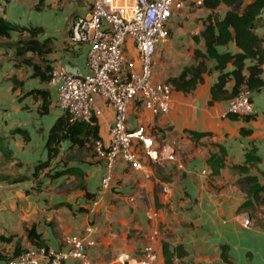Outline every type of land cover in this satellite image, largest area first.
<instances>
[{
  "label": "crops",
  "instance_id": "0c3cea01",
  "mask_svg": "<svg viewBox=\"0 0 264 264\" xmlns=\"http://www.w3.org/2000/svg\"><path fill=\"white\" fill-rule=\"evenodd\" d=\"M249 1L209 7L186 0L173 10L168 36L155 44L151 61L152 79L171 84L168 109L151 113L140 100H130L127 123L144 124L154 147L172 142L175 159H144L146 177L120 160L100 196L105 165L93 155L89 135L80 144L61 139L55 154L32 176L35 163L46 159L47 131L63 111L45 80L15 55L14 43L29 36L30 27H41L34 35L48 37L51 50L44 60L30 52L21 56L83 71L88 46L69 39V25L86 14V0H0V19L14 26L5 30L0 25V264L17 246L62 247L66 234L94 241L87 248L91 264H113L119 252L139 258L152 231L156 232L150 239L155 250L152 264H264V82L250 90L251 115H225L227 99H212L210 94L219 72L214 58L194 55V49L206 53L201 31L209 15L219 19L227 9ZM253 31L264 39V5ZM215 49L239 50L231 39ZM201 60L204 69L194 86L175 88L169 79ZM253 60L246 58L245 64ZM259 66L264 80V61ZM231 67L227 61L225 70ZM190 76L187 72L185 79ZM231 84L227 79L224 88L229 91ZM38 87L50 91L52 101L46 110L41 97L28 92ZM96 104L97 134L105 143L112 110L100 99ZM248 152L256 158L247 160ZM55 170L59 173L47 176ZM245 175L255 177L257 194L240 186L238 180ZM131 194L133 199H127ZM244 214L250 220L246 225L241 223ZM28 228L38 240L30 239ZM60 264L80 262L67 258Z\"/></svg>",
  "mask_w": 264,
  "mask_h": 264
},
{
  "label": "built area",
  "instance_id": "2783aa9c",
  "mask_svg": "<svg viewBox=\"0 0 264 264\" xmlns=\"http://www.w3.org/2000/svg\"><path fill=\"white\" fill-rule=\"evenodd\" d=\"M203 5L204 0H191ZM186 0H86L87 12L69 25V39L87 44L85 69L71 70L63 64L52 65L46 84L55 93V103L70 119L93 123L100 114L97 99L112 110L108 140L93 141V155L102 160L105 173L100 176V196L108 188L112 167L120 160L148 176L144 159L174 160L172 142L153 146V136L144 124L130 127L127 104L138 99L151 113L165 112L171 84L152 79V55L155 44L168 36L173 10ZM250 90L242 88L226 100L224 114L251 115ZM181 166L180 162H176ZM127 199H133L128 195ZM95 203V201H94ZM250 222L244 214L241 223ZM155 231L147 236L139 258L119 252L113 264H152L155 250L150 243ZM62 247L29 246L10 255L4 264H60L76 259L91 264L87 248L94 241L78 234L62 237Z\"/></svg>",
  "mask_w": 264,
  "mask_h": 264
},
{
  "label": "trees",
  "instance_id": "16d2710c",
  "mask_svg": "<svg viewBox=\"0 0 264 264\" xmlns=\"http://www.w3.org/2000/svg\"><path fill=\"white\" fill-rule=\"evenodd\" d=\"M236 1L237 0H204L203 3L206 6L213 7L220 2L234 5ZM263 5L264 0H250L243 4L241 8L236 7L234 9H227L219 19L212 16L210 17V15L208 16L207 22L204 24V28L201 31L206 53L194 49V55L213 57L215 60L214 66L219 72L216 80L210 86L212 99L226 98L228 100L242 88L256 90L263 84L264 80L260 76L259 64L264 61V39L253 31L255 19ZM2 24H4L5 30L14 27L12 24L0 19V25ZM40 31L41 27H30L28 29L29 36L17 38L14 42L16 46L15 55L21 57L20 61L30 64L33 70L32 74L38 75L41 80H45L46 82L52 65L49 62L44 63L43 65L35 63L31 61L29 55L21 56L25 52H30L38 55L41 60H44L43 56L50 51L51 48L48 44V37L38 39L34 35L35 32ZM228 39L233 40L239 50L235 52L227 50L218 52L215 49V45L223 43ZM246 58L254 60L249 64H245ZM227 61L231 63L232 67L225 70ZM203 69L204 64L201 60L198 61L194 67H184L176 77H172L169 80L175 88L188 90L194 86V81L198 77V73ZM244 69H246V73L243 72ZM187 72H190L191 76L185 79ZM229 78L232 79V84L230 90L227 91L226 88H224V84ZM28 92L33 93V95L38 94L41 97V107L43 110H46V107L52 101L50 91L47 87L33 88ZM227 115L235 116L230 113ZM15 130L23 132V130L18 127H16ZM87 135L92 137V144L93 141L98 138L97 125L95 122L93 124L79 119H70L65 111L56 116L53 123L50 125L45 138L46 159L38 160L35 163L32 176L35 178L38 169L46 165L48 158L55 154L57 144L61 139L67 138L71 142L80 144ZM1 137L0 134V139ZM2 152L4 155H7L9 150L5 149ZM245 157L247 160L256 158L251 152L246 153ZM58 173L59 170H55L52 174L47 173V176H54ZM238 182L240 186H242V188L244 187L251 195L257 194L260 188L253 175H245L242 178H239ZM37 183H39V181H37ZM27 234L30 239H32V237H37L38 240V236L32 228L27 229ZM20 250L21 249H19L18 246L15 247L13 255L17 254Z\"/></svg>",
  "mask_w": 264,
  "mask_h": 264
},
{
  "label": "water",
  "instance_id": "95a60500",
  "mask_svg": "<svg viewBox=\"0 0 264 264\" xmlns=\"http://www.w3.org/2000/svg\"><path fill=\"white\" fill-rule=\"evenodd\" d=\"M239 3H240V0H238L233 6L239 5Z\"/></svg>",
  "mask_w": 264,
  "mask_h": 264
},
{
  "label": "rangeland",
  "instance_id": "374dc122",
  "mask_svg": "<svg viewBox=\"0 0 264 264\" xmlns=\"http://www.w3.org/2000/svg\"><path fill=\"white\" fill-rule=\"evenodd\" d=\"M2 163V162H1ZM1 165V164H0Z\"/></svg>",
  "mask_w": 264,
  "mask_h": 264
}]
</instances>
